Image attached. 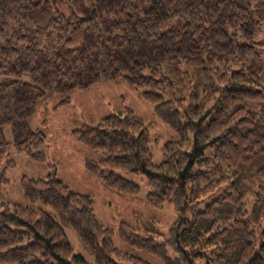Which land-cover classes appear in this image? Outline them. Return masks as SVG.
Wrapping results in <instances>:
<instances>
[{"label":"trees","instance_id":"1","mask_svg":"<svg viewBox=\"0 0 264 264\" xmlns=\"http://www.w3.org/2000/svg\"><path fill=\"white\" fill-rule=\"evenodd\" d=\"M109 82L140 91L177 138L155 163L142 119L109 113L72 130L85 169L129 196L141 187L124 173L143 174L146 203L175 208L168 235L136 212L115 233L56 171L25 175L28 203L0 200V264H90L66 227L96 264H264V0H0V159L14 147L45 163L39 113Z\"/></svg>","mask_w":264,"mask_h":264},{"label":"rangeland","instance_id":"2","mask_svg":"<svg viewBox=\"0 0 264 264\" xmlns=\"http://www.w3.org/2000/svg\"><path fill=\"white\" fill-rule=\"evenodd\" d=\"M23 79L29 80L28 77ZM126 108H131L145 124L150 134L154 162L163 160L162 146L167 141L175 140L177 136L155 114L154 106L142 98L140 91L125 82L101 83L91 89L73 93L71 102L67 106L46 111L43 117L39 113L35 126L38 125L37 127L44 130L47 135L44 146L47 161L35 162L28 155L19 153L11 147L9 154L0 159V174L5 173L9 178V182L0 192V200L7 203L27 204L21 186L22 177L26 175L32 178H45L56 171L72 190L92 197L99 221L113 229L115 233L122 221L132 222L133 213L136 212L158 218V230L168 235L167 230L177 217L173 204H166L161 209L151 208L146 203L150 187L146 177L141 173H124L127 178L140 185L141 191L138 195H123L105 189L98 179L86 171L85 157L88 149L80 144L72 133L73 129L82 124H96L109 113L126 114ZM43 110L42 107L41 111ZM6 131L8 139H11L10 130L6 129ZM8 159L13 160V164L9 163L10 166L4 170ZM66 232L74 252L82 255L90 264H96L77 232L72 227H66ZM114 240L119 248H124L118 234L115 235Z\"/></svg>","mask_w":264,"mask_h":264}]
</instances>
